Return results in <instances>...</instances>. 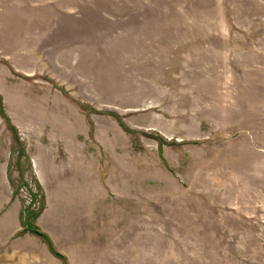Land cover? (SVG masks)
Returning <instances> with one entry per match:
<instances>
[{
  "label": "rangeland",
  "instance_id": "rangeland-1",
  "mask_svg": "<svg viewBox=\"0 0 264 264\" xmlns=\"http://www.w3.org/2000/svg\"><path fill=\"white\" fill-rule=\"evenodd\" d=\"M0 97V264H264V0H0Z\"/></svg>",
  "mask_w": 264,
  "mask_h": 264
},
{
  "label": "trees",
  "instance_id": "trees-1",
  "mask_svg": "<svg viewBox=\"0 0 264 264\" xmlns=\"http://www.w3.org/2000/svg\"><path fill=\"white\" fill-rule=\"evenodd\" d=\"M0 103H1V97H0ZM2 108H3V106H2ZM2 108H1V112L4 114L5 117H7V115L5 114L4 109H2ZM118 120H120V119H118ZM120 124H121L122 127H124V129L126 128V125H124V123H122V121H121ZM127 130H129V129L127 128ZM39 213L40 212L33 214L30 211L27 212L28 225L26 226V230L30 231L33 234H35V235L41 237L42 239H44L45 242L48 244V247H49L50 251L52 253H54L57 257L63 259V261L65 260L66 264H67V258L64 255H62V254H60L58 252V250L56 249L52 239L46 233H44L42 230H40V228L36 225L35 222H36V220H37V218L39 216Z\"/></svg>",
  "mask_w": 264,
  "mask_h": 264
}]
</instances>
